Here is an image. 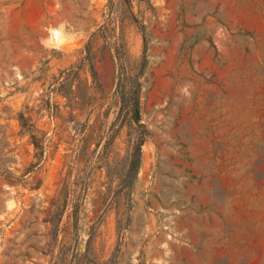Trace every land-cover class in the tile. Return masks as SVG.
<instances>
[{
  "label": "rangeland",
  "instance_id": "374dc122",
  "mask_svg": "<svg viewBox=\"0 0 264 264\" xmlns=\"http://www.w3.org/2000/svg\"><path fill=\"white\" fill-rule=\"evenodd\" d=\"M0 264H264V0H0Z\"/></svg>",
  "mask_w": 264,
  "mask_h": 264
}]
</instances>
